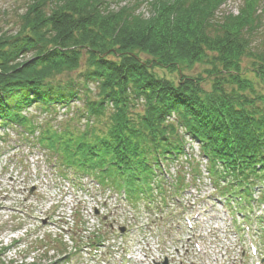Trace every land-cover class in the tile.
I'll return each mask as SVG.
<instances>
[{
    "label": "trees",
    "instance_id": "1",
    "mask_svg": "<svg viewBox=\"0 0 264 264\" xmlns=\"http://www.w3.org/2000/svg\"><path fill=\"white\" fill-rule=\"evenodd\" d=\"M142 1L149 13L140 10ZM221 3L31 1L20 15L18 30L0 36V129L5 137L14 128L39 131L44 146L76 157L92 154L90 159L119 168L130 181L139 174L151 177L159 156L181 150L185 136L191 135L202 143L213 165L241 170L248 174L241 176L244 179L251 174L264 179V94H252L255 84L241 71L242 58L250 55L256 62L253 73L264 84V51L251 47L259 28L254 2L246 0L240 12L228 13L223 20L216 15ZM209 56L220 75L217 81H227L230 90L214 84L206 91L205 78L182 75L184 66ZM83 63L86 84L54 83ZM156 66L179 71L177 84L155 76ZM90 81L97 83L98 98L87 96ZM82 100V107L76 108ZM33 109L50 113L47 119L52 120L87 119V131L67 137L53 133L35 121L39 116ZM71 109H76L73 117ZM103 116L109 120L107 131L95 134L91 142L94 120ZM27 257L14 263L51 264Z\"/></svg>",
    "mask_w": 264,
    "mask_h": 264
},
{
    "label": "rangeland",
    "instance_id": "2",
    "mask_svg": "<svg viewBox=\"0 0 264 264\" xmlns=\"http://www.w3.org/2000/svg\"><path fill=\"white\" fill-rule=\"evenodd\" d=\"M33 0H0V36L4 33L13 34L20 27V15L26 10L27 5ZM132 1V0H128ZM141 1V0H140ZM249 1V0H247ZM254 2L253 12L256 16V25H258L257 33H254L252 37V48L264 51V0H251ZM246 0H223L217 8V19H222L223 16L228 13H238L245 7ZM140 10L149 13V6L142 1ZM223 20V19H222ZM139 54L144 60L149 59V55L138 50ZM112 57V56H111ZM210 60L202 63H197L191 67L184 66L182 69V75L187 77H203L205 81L202 82V86L206 91H211L214 84H222L224 88L230 90L231 86L227 81L220 79V83L217 81L216 72L213 70L212 62L214 61L210 56ZM253 64L254 59L250 55H245L241 61V71H244V76L252 79L255 84V92L252 94H264V84L261 83L253 73L255 68ZM218 68H221L219 65ZM86 66L83 63L81 68L70 74L56 77L53 81L55 84H86L82 74L85 71ZM155 76L160 78H166L177 84L180 79V72L174 69H169L164 66H156L152 69ZM90 92H87V96L92 98H98L95 96L96 84L93 81L88 82ZM87 98V97H85ZM82 102L76 103V108L82 107ZM109 113L112 111V106H107ZM142 108L140 105L136 110ZM83 110V109H82ZM37 111L39 117L35 118L37 123L42 122L43 126L47 125L50 131L58 133L63 137H67L69 133H73L75 136H81L82 133L87 131V119H81L79 116L74 118H52L47 119L50 113L45 114L42 110ZM70 116L73 117L76 113V109L70 110ZM34 113L29 114L32 116ZM103 116L94 120L91 142L94 141V135H101L108 128V117ZM69 119V120H67ZM10 134L9 137H5L3 128L0 129V264H15L14 262L23 260L26 256L27 261L35 260L40 262H46L51 264H67L66 255L68 253H74L76 263L75 264H93L86 260L83 253L78 252V246L73 245L70 237L63 235L62 232L56 227L40 228L43 221H47L46 217H50V213H46L54 206H59L56 214L58 222L60 221L67 227L74 225L84 226L89 228V232H104L113 235V230H116L120 224L121 218L125 221L128 211L121 209L118 206V202L115 199L92 198L88 194H82L78 199L68 198L66 192H62L57 186L60 183V172L52 167L54 158H50V151L31 144H24L23 140H27L31 133H24L22 129L7 130ZM20 132V134H18ZM37 132H35L36 134ZM38 133H40L38 131ZM92 133V131H91ZM3 137L6 140H3ZM197 145L194 141H191L189 137L185 140ZM8 140V141H7ZM89 141V140H88ZM36 142V141H35ZM37 144V143H36ZM43 146V145H42ZM60 156L61 163L60 170L63 173L67 172L66 167H72V169L81 174H92L99 180H107L111 184L125 185L127 188L139 189L143 183L129 181L127 175H123L109 166L104 164V169L95 170L94 166L86 161L84 156L76 157L71 152H64L62 150L57 151ZM51 160H49V159ZM198 161L199 158H196ZM194 164H196L194 162ZM184 167L180 164L178 166ZM175 166V165H174ZM193 166V165H190ZM198 174L191 172V168L186 169V172H190V182L197 183L196 193L201 194L199 196H205L210 190L211 186L208 178L206 177L205 168H196ZM198 191V192H197ZM230 193H236L235 190H230ZM260 194V193H259ZM107 196V195H105ZM104 202H107L104 204ZM142 205L136 204L134 216L143 211L140 209ZM38 216L40 220L38 221ZM132 219V218H131ZM77 223V224H76ZM84 224V225H83ZM214 227H211L214 234L217 237H222ZM26 228V231L23 229ZM37 229V234H27L28 232ZM78 226H74L76 230ZM78 234L82 236L81 231ZM78 236V235H77ZM79 237V236H78ZM85 239V238H83ZM227 242V241H225ZM44 244H48L46 247ZM223 247L227 250H232L233 246ZM150 247V246H145ZM219 247V246H216ZM221 248V247H220ZM245 250V247L243 248ZM147 252L151 249L146 248ZM236 253L237 258L242 257L243 253L241 249H238ZM246 251V250H245ZM242 253V254H241ZM152 260L148 263L156 264L160 262L157 258L158 253L154 250L152 253ZM191 255V254H189ZM235 255V256H236ZM179 257H175L173 264H200L195 257H190L185 262L178 260ZM232 262V258H230ZM235 262V260H234ZM144 264V263H141ZM234 264H252V260L249 252L245 253L242 261H236Z\"/></svg>",
    "mask_w": 264,
    "mask_h": 264
},
{
    "label": "water",
    "instance_id": "3",
    "mask_svg": "<svg viewBox=\"0 0 264 264\" xmlns=\"http://www.w3.org/2000/svg\"><path fill=\"white\" fill-rule=\"evenodd\" d=\"M130 55H133V56H135L137 59H140V57L137 56L135 53L130 52Z\"/></svg>",
    "mask_w": 264,
    "mask_h": 264
}]
</instances>
